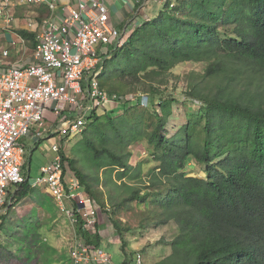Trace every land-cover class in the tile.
I'll return each mask as SVG.
<instances>
[{
  "label": "trees",
  "instance_id": "trees-1",
  "mask_svg": "<svg viewBox=\"0 0 264 264\" xmlns=\"http://www.w3.org/2000/svg\"><path fill=\"white\" fill-rule=\"evenodd\" d=\"M178 1L173 10L165 3L123 45L111 48L97 77L102 90L128 107L115 118L90 115L80 144L98 169L117 171L123 182L142 181L120 207L142 205L155 226H177L171 255L155 264H264V0ZM19 33L35 47V33ZM183 64H202L203 72H190L178 95L169 85ZM143 97L148 104L140 109ZM179 107L186 121L172 134L169 124L181 118L175 115ZM137 145L155 165L148 171L142 162L135 166ZM62 158L64 180L77 177L97 200L87 173L67 150ZM190 162L206 178L190 175ZM22 173L25 183L11 193L7 213H0V264L6 257L57 264L62 255L55 253L53 261L47 233L58 208L45 190L32 187L25 162ZM28 198L50 218L40 222L38 209L9 218ZM110 221L126 254L120 221ZM74 227L78 237L102 249L99 231L90 234L82 222Z\"/></svg>",
  "mask_w": 264,
  "mask_h": 264
},
{
  "label": "built area",
  "instance_id": "built-area-1",
  "mask_svg": "<svg viewBox=\"0 0 264 264\" xmlns=\"http://www.w3.org/2000/svg\"><path fill=\"white\" fill-rule=\"evenodd\" d=\"M143 2L131 0L134 6ZM160 2L168 3L170 10L177 5V0ZM59 3L60 0H0V23L11 24L15 19L13 9L19 6L45 5L49 12L41 23L29 19L26 24L36 37L33 61L0 62V213L10 204L13 188L26 181L22 167L28 150L23 140L33 134L36 145L56 139V133L63 143L51 145L54 156L41 168L42 175L31 181L32 187L45 190L72 225L82 222L86 231L94 235L100 230L102 208L77 177L64 180L62 151L83 131L94 112L101 115L125 105L124 99L101 89L97 76L111 48L125 43L131 25L125 31L113 25L104 0H76L75 6L68 5L66 18L59 23L53 19ZM9 54V50L3 51V57ZM70 259L73 264H114L108 252L77 234ZM136 262L142 264L140 253Z\"/></svg>",
  "mask_w": 264,
  "mask_h": 264
},
{
  "label": "rangeland",
  "instance_id": "rangeland-1",
  "mask_svg": "<svg viewBox=\"0 0 264 264\" xmlns=\"http://www.w3.org/2000/svg\"><path fill=\"white\" fill-rule=\"evenodd\" d=\"M144 6L136 5L134 6L136 11L132 13V17L129 21L137 22L130 26V32H132L133 28L142 23L145 20L154 19L162 8H164V4L160 2V0H144ZM27 9L34 5H26ZM42 6V5H35ZM45 6V5H44ZM142 8V9H141ZM141 9V10H140ZM140 12L137 15V12ZM127 23H122L121 25H117V28L121 31H125ZM5 44L0 41V47H4ZM3 56V49H0V57ZM192 71L195 72H203L202 64H183L179 65L172 72V83L169 85L170 91H175L178 95H183L186 86V77ZM175 83H178L174 86ZM177 89V91H176ZM131 106V105H130ZM140 109H143L147 106V101L142 102L139 105ZM128 106H119L115 110H109V114H101L100 117L110 116L112 118L117 117L120 113H123L124 110ZM188 108V106H186ZM176 116H180L181 118L174 117L171 119L169 124L170 133H175L180 125L185 123L186 119L183 118V109L178 108L176 110ZM56 141L58 144L61 143L62 137L59 134L55 135ZM82 135L78 134L74 136L68 143L67 153L71 159L77 162V167L81 169L84 173H87L89 177V183L92 187L93 192L97 196V200L99 202H103L104 206L110 207L114 214L113 218L117 221H120L121 229L123 231V235L125 240L127 241L128 252L125 254L121 249L120 237L116 238L115 241H107L105 240L102 243V249L105 252H108L112 256V261L114 264H122L125 259L128 260V264H137L135 260V256L137 253H140L142 256V264H155L162 259L167 258L172 253L171 243L175 240L178 235L177 226L173 223L167 224L165 226H155V223L149 216L142 213L145 208L142 205L135 204H127L123 207H120L125 199H127L131 194V189H135L141 187V180H125L127 182L126 186H124L122 180L118 179L117 171H111L110 169L105 170V168L98 169L94 164L88 159L86 154L83 152L81 147ZM46 140L43 141L40 146L34 150L32 156L29 154L25 158V163L28 168L29 178L32 180H36L38 177L42 175L41 168L49 164L50 160L54 156V152L51 151V141ZM30 148H28L29 150ZM134 153L137 156L135 158V166L143 163L144 170L148 171L150 168H153L154 164H147L149 162L148 158H146L147 151L145 146L137 145L134 147ZM137 163V164H136ZM188 170L190 171V175L198 177V178H206V176L201 171V168L195 165V163L189 164ZM70 172L74 173L72 170ZM144 180H146L144 178ZM15 191L13 188L12 193ZM49 196V195H48ZM50 197V196H49ZM51 198V197H50ZM97 201V202H98ZM98 202V203H99ZM102 203V204H103ZM100 205V204H99ZM118 205V207L116 206ZM56 206V205H55ZM53 208H55L53 206ZM115 208V209H114ZM33 209H38V220L43 222L44 220H48L50 215L43 211L39 205L36 203L34 199H25L21 203H19L13 211L9 214V218L11 219H21L26 215L32 213ZM8 209H4L2 211L3 215L7 213ZM111 213L102 210V214ZM111 217H109L110 220ZM54 221V222H53ZM53 225L50 226V231H48L49 243L52 246L51 252L53 255V261L56 262L55 253H60L62 255V261L57 260V264H73L72 261L63 257L65 251L69 253L72 248L75 238L76 232L74 225L68 220V218L58 210V216L56 219L52 220ZM50 225V224H49ZM126 228H129L128 231H124ZM1 231V230H0ZM115 231V230H114ZM3 233L0 234V240H3ZM114 239V236L112 237ZM119 241V242H118ZM10 256L9 254H7ZM68 255V254H67ZM134 255V259L132 257ZM69 257V256H68ZM1 264H34L25 262L24 259H16L6 257V260H2Z\"/></svg>",
  "mask_w": 264,
  "mask_h": 264
},
{
  "label": "crops",
  "instance_id": "crops-1",
  "mask_svg": "<svg viewBox=\"0 0 264 264\" xmlns=\"http://www.w3.org/2000/svg\"><path fill=\"white\" fill-rule=\"evenodd\" d=\"M104 1L108 5L112 24L117 27V25H121L126 21L128 26V24L131 22L129 20L132 17L131 16L132 13L136 11L133 3H131V0H104ZM75 4H76V0H60V3L58 4L57 9L55 10L53 19L56 22L62 23L68 13L66 11L68 5L75 6ZM26 7L27 6H19L13 9L15 19L11 24L6 23L5 21L0 23V41L5 44V46L0 47V49H3V51L9 50L10 52L8 57H3V56L0 57V62L6 61V62L15 63V62L23 61L24 63L28 64L32 62L34 59L35 47H31L26 42V40L25 42H23V38L21 37L19 31L22 29L28 30L26 24L27 21H29V19H35L36 21L41 23L49 16V12L47 10V7L44 5L38 7L34 5L28 9ZM47 125L48 127H50L51 122H48ZM55 135L56 133H53V136ZM50 141L52 142L51 145L57 142L56 139ZM23 142L27 148L34 147V149H37L40 146V144H42L43 141L40 142L39 144L33 145L34 137L32 134L29 137L25 138ZM61 143H63L62 139H61ZM61 143L60 145H62ZM32 154L33 152L30 153L31 156ZM108 209L111 210L110 207L106 208V210ZM99 228H100L99 230L100 234L103 237V242L105 240L109 242L111 241L117 242V240L115 239L116 238L119 239L118 233L116 229L112 226L111 221L109 220L106 213L102 214L101 225ZM113 236L114 239L112 238Z\"/></svg>",
  "mask_w": 264,
  "mask_h": 264
},
{
  "label": "clouds",
  "instance_id": "clouds-1",
  "mask_svg": "<svg viewBox=\"0 0 264 264\" xmlns=\"http://www.w3.org/2000/svg\"><path fill=\"white\" fill-rule=\"evenodd\" d=\"M178 4H179V1L177 0V5H176V6H178ZM168 7H169V6H168ZM169 10H170V9H169ZM172 10H173V9H172ZM137 15H138V14H137ZM135 23H137V22H134V23H133V22L131 21L129 24L132 25V24H135ZM129 28H130V27H129ZM141 104H142V103H141ZM124 106H125V105H124ZM112 108H113V107H112ZM112 108H111V109H112ZM114 110H115V109H114ZM109 113H110V112H106V113H104V114H109ZM88 123H89V122H88ZM68 143H69V142H68ZM68 143H67V145H68ZM67 148H68V146L66 147V149H67ZM40 190H41V189H40ZM107 212H108V210H107ZM106 214H107L108 218H109V217L112 218V217H113L112 214H114V211L111 209V213H106ZM137 254H138V253H137ZM137 254H136V256H137ZM69 256H70V252H69ZM136 256H135V259H136ZM136 263H137V262H136Z\"/></svg>",
  "mask_w": 264,
  "mask_h": 264
}]
</instances>
